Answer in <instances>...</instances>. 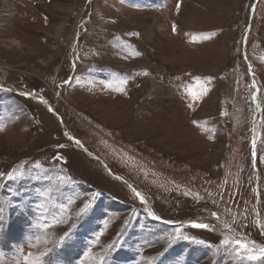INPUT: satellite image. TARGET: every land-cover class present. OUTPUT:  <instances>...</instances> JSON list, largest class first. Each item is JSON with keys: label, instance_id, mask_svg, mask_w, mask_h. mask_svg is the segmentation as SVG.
<instances>
[{"label": "rangeland", "instance_id": "rangeland-1", "mask_svg": "<svg viewBox=\"0 0 264 264\" xmlns=\"http://www.w3.org/2000/svg\"><path fill=\"white\" fill-rule=\"evenodd\" d=\"M0 126V264H264V0H0Z\"/></svg>", "mask_w": 264, "mask_h": 264}, {"label": "snow or ice", "instance_id": "snow-or-ice-1", "mask_svg": "<svg viewBox=\"0 0 264 264\" xmlns=\"http://www.w3.org/2000/svg\"><path fill=\"white\" fill-rule=\"evenodd\" d=\"M179 7V5H178ZM173 31H175V26H173ZM251 71V68L249 69ZM209 80L211 78H208ZM65 84L68 83V81H64ZM23 95H31L30 93H22ZM191 106V105H189ZM49 111H54L51 107H49ZM193 123H197L196 121H193ZM3 128L2 126H0V131H2ZM67 135V133H66ZM70 140H74L75 144L80 145L81 147H83L81 145V142L77 139H75L74 137L69 136ZM253 148H255V140H253ZM58 147H64V145H59ZM55 159L57 161L63 159L59 154H57V156L55 157ZM32 171V169H27L25 170V168L23 166H19L17 168H13L9 171H7V173L5 174V172H0V179H6L9 181H16V180H20L23 177L29 175V173ZM46 178V177H45ZM135 191V190H134ZM49 194V190H43L39 193L40 196H47ZM137 197H140L141 194L139 192L135 193ZM98 195V193H97ZM141 199H143L141 197ZM69 203H71V201H69ZM64 205L61 204L58 206L59 210H63ZM91 207L90 203H85L83 205V207L80 208L79 213H77L78 216L83 215L85 213H87V211L89 210V208ZM45 211H47V209H45ZM149 216H152L153 219H157L159 220L160 217L158 216H154V214L152 212H148ZM213 217H218V214L216 212L212 213ZM4 220L5 217L0 214V228H2L4 226ZM66 222V221H65ZM189 224L194 227V228H200V229H207V230H214L212 228H210V225L208 223H203V222H197V221H189ZM46 226V225H45ZM257 226L258 227H262L264 228V225H261L259 220H257ZM225 229L229 228L228 224L224 225ZM71 234V229H69L68 232L64 233V237H69ZM185 239H187V237H184ZM97 239H99V236H97ZM222 247H223V251L224 254L227 256H232L235 255L236 257L240 258V259H247L249 261H257L259 259L264 258V246H260L259 249L257 250L256 248H253L252 245L255 242H245L242 239H224L222 242ZM33 254L31 252H29L26 256L23 257L25 264H37L36 260H30L29 257H31Z\"/></svg>", "mask_w": 264, "mask_h": 264}, {"label": "trees", "instance_id": "trees-1", "mask_svg": "<svg viewBox=\"0 0 264 264\" xmlns=\"http://www.w3.org/2000/svg\"><path fill=\"white\" fill-rule=\"evenodd\" d=\"M86 76H88V75H86ZM32 168V171H34V172H36L37 170L36 169H33V166L31 167ZM29 174H31V173H29ZM31 175H33V174H31ZM35 176H37V177H40V175L39 174H37V173H35ZM24 178H27V176H25V177H23L22 179H24ZM29 178V177H28ZM27 178V182H30L29 180L30 179H28ZM22 179H20L19 180V182H18V186H19V189H21V185H22V182H21V180ZM2 185H4L3 183H2ZM0 187H2L1 185H0ZM81 192H82V190H80V194H81ZM28 196V195H27ZM35 196L37 197V198H39V196H38V194L37 193H35ZM70 199L71 198H67V200H63V198L61 197L60 198V201H64V202H66V204H64V207H63V210H59L58 209V206L59 205H61V202H59L58 200H56L55 198H54V195H53V193H51L50 195H49V201H52L53 203L52 204H49L48 206L49 207H51L50 208V211L49 212H46V213H42V215H44V218H43V222L44 223H47L48 222V220L49 219H52V218H54V217H59L60 215H63L65 212H64V209H68V207L75 201V199H72V203H68V201H70ZM9 201V200H8ZM56 201H58V204L56 203ZM20 202H21V200L18 198L17 199V201L16 202H14V203H11V204H9L8 206H7V209H8V211H7V216L8 217H10V216H12V213L10 212V210H12V205L13 206H15L16 208H18L19 206H20ZM24 203L23 204H21V207L24 209H22V211H26L27 210V208H26V206H27V204H29L30 203V201H29V199H26V202L25 201H23ZM63 203V202H62ZM96 209V208H95ZM51 210H52V212H51ZM0 212H2V213H4L3 211H2V208H0ZM5 214V213H4ZM5 214V215H6ZM58 214V215H57ZM42 215H41V217H42ZM6 216V219H7V221L5 222V230L6 231H10V228H11V225H12V223H13V221H11V219L10 218H8ZM61 217V216H60ZM61 218H63V217H61ZM83 218V216H81V218H78V217H74V219L72 220V217L71 218H69V219H66V218H63V219H65V221H66V224H68V227L64 230V232L63 233H65V232H68L69 231V229H71V234H70V236L69 237H71L72 236V232H75L73 235H75V236H77V233H78V231L80 230L79 229V227L81 226V225H83L85 222H86V219H82ZM42 219V218H41ZM79 219H81V220H79ZM8 220L10 221V222H8ZM43 223V224H44ZM76 223H79L78 225H76ZM136 226H138L137 225V223H136ZM79 229V230H78ZM1 230H2V228H0V232H1ZM69 237H66V238H69ZM72 237H74V236H72ZM86 238H83V241H91L90 240V238L92 237V235H90L89 237H87V236H85ZM65 238V239H66ZM64 239V240H65ZM28 240L29 239H27V240H23V242L24 243H27L28 242ZM11 245H12V247H16V245H15V242H11L10 243ZM150 245H148V246H146V248L144 249V251H146V249L149 247ZM17 250H19V248L17 247ZM82 251V249H80L79 250V253ZM160 251L162 252L160 255H161V257L163 256V259L164 260H169L170 261V259H168V256H169V249L166 247V246H163L161 249H160ZM3 253L5 254H8V255H10V256H13V254H14V251H11V250H8V251H3ZM188 254V253H187ZM186 254V255H187ZM159 255V256H160ZM159 256L158 257H156L155 259H151L150 260V262L151 263H153V261L156 263V261L159 259ZM78 257V255L75 257V259ZM160 257V258H161ZM149 262V263H150ZM220 262H221V260L219 259H217L216 260V262H215V264H220Z\"/></svg>", "mask_w": 264, "mask_h": 264}, {"label": "bare ground", "instance_id": "bare-ground-1", "mask_svg": "<svg viewBox=\"0 0 264 264\" xmlns=\"http://www.w3.org/2000/svg\"><path fill=\"white\" fill-rule=\"evenodd\" d=\"M6 29V28H5ZM143 72H144V70H143ZM111 93V92H110ZM125 105V104H124ZM94 106V105H93ZM140 119V118H139ZM139 123V122H138Z\"/></svg>", "mask_w": 264, "mask_h": 264}, {"label": "water", "instance_id": "water-1", "mask_svg": "<svg viewBox=\"0 0 264 264\" xmlns=\"http://www.w3.org/2000/svg\"><path fill=\"white\" fill-rule=\"evenodd\" d=\"M187 224H189V222H186ZM190 225V224H189Z\"/></svg>", "mask_w": 264, "mask_h": 264}]
</instances>
